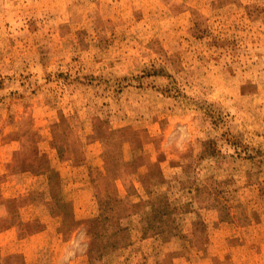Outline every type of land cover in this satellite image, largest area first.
<instances>
[{"label":"rangeland","instance_id":"1","mask_svg":"<svg viewBox=\"0 0 264 264\" xmlns=\"http://www.w3.org/2000/svg\"><path fill=\"white\" fill-rule=\"evenodd\" d=\"M17 223L0 264H264V0H0Z\"/></svg>","mask_w":264,"mask_h":264},{"label":"crops","instance_id":"2","mask_svg":"<svg viewBox=\"0 0 264 264\" xmlns=\"http://www.w3.org/2000/svg\"><path fill=\"white\" fill-rule=\"evenodd\" d=\"M252 224H254V223H252ZM16 225H18V223L13 224L11 226H8V227L4 228L3 230H0V247L1 248L6 247L7 245H11L13 243H16L19 240V236H18L19 233L17 231ZM225 225H231V224L226 223ZM232 225H235V224H232ZM46 232H47V228L44 229L42 232L35 233L31 237L32 238L33 237H39V236H42L43 234H45Z\"/></svg>","mask_w":264,"mask_h":264},{"label":"trees","instance_id":"3","mask_svg":"<svg viewBox=\"0 0 264 264\" xmlns=\"http://www.w3.org/2000/svg\"><path fill=\"white\" fill-rule=\"evenodd\" d=\"M108 175H110V174H108ZM101 178V177H100ZM113 178L114 177H112V180H113ZM115 179V178H114ZM112 201L115 203V202H118L119 200H117V199H115L114 197H112ZM115 213H116V211H115ZM121 230H122V228H120ZM125 229V228H124Z\"/></svg>","mask_w":264,"mask_h":264}]
</instances>
